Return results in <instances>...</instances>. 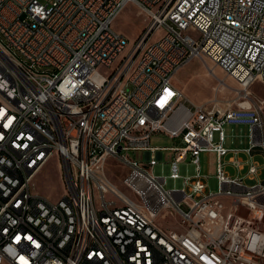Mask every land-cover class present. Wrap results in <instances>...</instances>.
<instances>
[{
  "label": "built area",
  "instance_id": "obj_1",
  "mask_svg": "<svg viewBox=\"0 0 264 264\" xmlns=\"http://www.w3.org/2000/svg\"><path fill=\"white\" fill-rule=\"evenodd\" d=\"M130 4L148 22L132 42L114 26ZM194 58L235 79L245 99L193 103L176 76ZM257 81L264 0H0V264H264V229L233 226L236 209L264 213L263 168L253 160L233 177L218 157L226 124L249 128L246 151L264 148V99L246 100ZM215 115L224 125L205 139ZM156 133L183 141L165 167ZM124 143L147 153L144 175L142 161L120 154ZM207 151L219 158L217 191L201 175ZM56 154L67 194L53 202L33 181ZM111 157L129 168L133 197L109 178ZM186 167L194 180H180ZM159 168L174 170L168 186ZM14 178L26 192H14ZM183 220L195 222L190 236L178 233Z\"/></svg>",
  "mask_w": 264,
  "mask_h": 264
},
{
  "label": "rangeland",
  "instance_id": "obj_2",
  "mask_svg": "<svg viewBox=\"0 0 264 264\" xmlns=\"http://www.w3.org/2000/svg\"><path fill=\"white\" fill-rule=\"evenodd\" d=\"M43 3H47L49 0H40ZM116 30L124 34L129 40H136L148 26V22L145 19V15L140 12L139 8L134 5H128L117 20L114 23ZM161 34L155 33L154 40L160 39ZM100 70H103L100 67ZM176 84L184 91L186 96L195 104H202L212 99H218L223 102H232L237 105L238 102L243 101L245 98V91L242 86L232 77L228 76L223 70L215 66L209 59L194 58L192 59L176 76ZM248 91L250 94L247 99L256 100L258 98L264 99V83L257 81L253 84ZM191 105L190 103H188ZM217 131V130H215ZM225 132L227 135L226 146L229 148H241L248 146V134L249 128L247 126H239L233 124L225 125ZM231 135H235L232 138ZM214 137H218V134L214 132ZM233 140V142H232ZM151 143L153 145H159L164 147H173L176 141L168 136L156 133L152 136ZM123 154H129L132 159H136L138 164L146 166L145 152H123ZM164 158L161 164H169L173 159L174 153L170 150L164 151ZM242 156L245 160L249 158L246 153L236 154L235 152H229L228 155L222 158L224 168L229 175L233 177L238 176L243 178L246 176L250 167L246 161L244 170H239L232 162V157L238 159ZM191 155L188 158V163L191 162ZM261 165H264V157L259 156L256 158ZM199 165L201 168V175L208 183V187L212 191L218 190L217 180V166L218 157L215 152L207 151L199 155ZM249 165V166H248ZM146 168L138 169L136 167V175H144ZM164 170L166 168H163ZM106 170L109 178L116 183L119 188L133 197L132 187H128L123 183L124 178L129 175V168L126 167L116 157L108 159ZM264 172V170H263ZM191 173V172H190ZM193 173V172H192ZM264 177V175H263ZM246 183L252 184L255 181L246 178ZM168 186V184L166 185ZM33 191L40 196H43L53 202H58L67 194L66 181L61 167V160L56 154L53 156L38 172L33 181ZM135 195H146V188H135ZM238 214H234L233 217L238 216L243 223L250 224L251 226L259 229H264V213L258 218H252L250 213L243 209L235 210ZM252 219V220H251ZM251 220V222H250ZM160 222L167 223L168 220H163L160 216ZM182 232V225L178 226V233ZM264 261V260H263Z\"/></svg>",
  "mask_w": 264,
  "mask_h": 264
},
{
  "label": "bare ground",
  "instance_id": "obj_3",
  "mask_svg": "<svg viewBox=\"0 0 264 264\" xmlns=\"http://www.w3.org/2000/svg\"><path fill=\"white\" fill-rule=\"evenodd\" d=\"M220 125H224V117L222 115H215V117H211L210 121L205 122L204 128V138L212 139L214 137V132L217 130V127ZM165 150H170L174 153V156L178 155V146L173 147H163L162 151V160L163 153ZM132 151V143H124L120 146V154L123 152ZM227 155V147H218V157H224ZM136 167L138 169L146 168L144 165L137 164ZM219 167V158H218V166ZM249 169H255V162L250 164ZM191 172V173H190ZM193 172V173H192ZM155 180H159L161 182V186H166L168 181L174 180V170L173 169H163L160 168L159 173H155ZM180 180L181 181H191L194 180V168L186 167V172H180ZM14 192H26V181L22 180V178H14ZM262 215V213H257L255 218H258ZM182 232L180 233L183 236H190V230L195 229V222L191 220H183L181 221ZM233 226L237 229H249V224L243 223L242 220L235 216L233 217Z\"/></svg>",
  "mask_w": 264,
  "mask_h": 264
},
{
  "label": "crops",
  "instance_id": "obj_4",
  "mask_svg": "<svg viewBox=\"0 0 264 264\" xmlns=\"http://www.w3.org/2000/svg\"><path fill=\"white\" fill-rule=\"evenodd\" d=\"M232 136V138H235L236 136L235 135H231ZM169 137V136H168ZM248 137H249V134H248ZM169 138H171V137H169ZM171 139H174L175 141H176V143H175V145H177V146H179V145H182L183 144V141L180 139V138H178V139H175V138H171ZM152 140V139H151ZM232 142H233V140H232ZM151 145L152 146H159V145H153L152 143H151ZM250 147V137H249V140H248V146H243V147H241V148H236V147H234V148H229L230 149V152H235L236 154H241V153H246L248 156H249V158L247 159V160H245L242 156H240L238 159H240L242 162H243V170H244V168H245V164H244V162L246 161L247 163H249V165L252 163V161L254 160V161H256L257 163H259V161L256 159L257 157H259V156H263L264 157V148L262 147V146H260V145H257V146H255L254 148H252V150L250 151V152H248V151H246V149H248ZM229 154V153H228ZM227 154V155H228ZM162 154H161V152H158L157 153V156H158V158H159V160L161 161L162 160V156H161ZM145 157H146V159H147V153H145ZM163 158H164V154H163ZM189 158V157H188ZM235 157H232V159H234ZM163 161V160H162ZM187 161H188V159H187ZM161 163V162H160ZM260 164V166L263 168V170H264V165H261V163H259ZM168 165V164H167ZM167 165H165V166H167ZM248 165V166H249ZM126 166V165H125ZM127 167V166H126ZM159 170H160V168H159ZM263 170H262V176H261V179L262 180H264V177H263V175H264V172H263ZM159 173V172H158ZM125 179V178H124ZM123 183H124V180H123ZM116 184V183H115Z\"/></svg>",
  "mask_w": 264,
  "mask_h": 264
}]
</instances>
